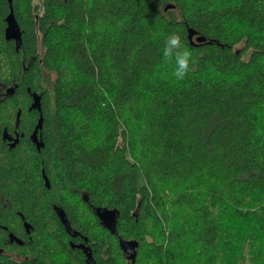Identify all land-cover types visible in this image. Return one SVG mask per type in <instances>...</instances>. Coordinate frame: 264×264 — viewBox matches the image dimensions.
I'll list each match as a JSON object with an SVG mask.
<instances>
[{
    "label": "trees",
    "instance_id": "16d2710c",
    "mask_svg": "<svg viewBox=\"0 0 264 264\" xmlns=\"http://www.w3.org/2000/svg\"><path fill=\"white\" fill-rule=\"evenodd\" d=\"M10 5L21 40L0 0V80L18 84L0 105L22 122L25 85L40 93L43 142L0 151V264H264V0ZM173 32L195 62L183 81Z\"/></svg>",
    "mask_w": 264,
    "mask_h": 264
},
{
    "label": "flooded vegetation",
    "instance_id": "af4514ba",
    "mask_svg": "<svg viewBox=\"0 0 264 264\" xmlns=\"http://www.w3.org/2000/svg\"><path fill=\"white\" fill-rule=\"evenodd\" d=\"M5 27L6 24L3 29L4 39L12 40L14 46H18L20 41H16L15 37H5ZM28 60L34 61L35 56L30 57ZM17 84L18 82L14 81L13 79L10 83H6L0 80V103H2L3 101L10 98L16 93L15 88L17 87ZM25 86L26 92L28 93L30 100L26 105L25 110L27 111V113L24 114L25 118L22 119V122H19V116L21 111L19 107H16L15 113L13 112V115H9L6 112H12L14 108L12 106L0 105V151L2 152L4 151V149H15L21 143V139L24 137V135H26L25 139L27 143L29 142L30 144L34 145L36 149H38V146L40 147L42 145L43 138L41 137L42 132H40L41 122L40 126L38 125L39 117H41L42 119V108L40 105L41 95L36 91L30 90V87L28 85ZM34 94L39 96V105L36 106L32 105L34 101ZM18 195L22 200L24 199L23 192H19ZM0 202L4 204V197L2 192L0 193ZM51 205L54 204L51 203Z\"/></svg>",
    "mask_w": 264,
    "mask_h": 264
},
{
    "label": "water",
    "instance_id": "95a60500",
    "mask_svg": "<svg viewBox=\"0 0 264 264\" xmlns=\"http://www.w3.org/2000/svg\"><path fill=\"white\" fill-rule=\"evenodd\" d=\"M9 2V13L5 16V22H6V27H5V37H15L16 41H20V28L18 23L15 20V17L12 12V7L10 5L11 0H8ZM172 4H167L164 8L172 7ZM195 34V31L191 28H188V33L187 37L190 40L191 43H196L205 40V37L196 35L194 38L192 36ZM33 106L39 105V96L34 94V101L32 103ZM41 122V117L38 119V125L40 126ZM56 208V207H55ZM57 215L61 222L63 223L64 227L67 230H70V225L69 221L66 217L65 212L61 208H56ZM95 213L98 217V219L111 231H114V226H115V220L117 217V212L113 208H107V207H96L95 208ZM26 230H28L29 224L27 222H23ZM8 239L9 242L15 241L17 243H22V240L15 236L13 233L9 232L8 233ZM135 245L136 241L135 240H120V246L123 249V251L131 257V260L133 261L134 256H135ZM2 248L0 247V253L2 252Z\"/></svg>",
    "mask_w": 264,
    "mask_h": 264
},
{
    "label": "clouds",
    "instance_id": "9594fccd",
    "mask_svg": "<svg viewBox=\"0 0 264 264\" xmlns=\"http://www.w3.org/2000/svg\"><path fill=\"white\" fill-rule=\"evenodd\" d=\"M162 55L165 62L174 61L175 67L171 75L176 81H183L194 70L193 53L182 43L178 32H173L165 38Z\"/></svg>",
    "mask_w": 264,
    "mask_h": 264
},
{
    "label": "rangeland",
    "instance_id": "374dc122",
    "mask_svg": "<svg viewBox=\"0 0 264 264\" xmlns=\"http://www.w3.org/2000/svg\"><path fill=\"white\" fill-rule=\"evenodd\" d=\"M38 1V0H37Z\"/></svg>",
    "mask_w": 264,
    "mask_h": 264
}]
</instances>
